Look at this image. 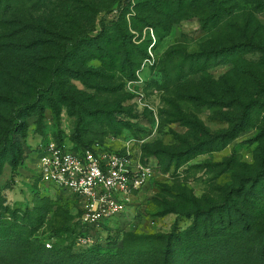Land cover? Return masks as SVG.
<instances>
[{"label":"rangeland","instance_id":"374dc122","mask_svg":"<svg viewBox=\"0 0 264 264\" xmlns=\"http://www.w3.org/2000/svg\"><path fill=\"white\" fill-rule=\"evenodd\" d=\"M142 1L21 0L17 22L39 26L45 32L34 33L42 34L39 40L46 43L37 41V53L29 49L24 65L10 54L0 55V90L24 94L25 84L38 85L49 73L47 68L55 69L49 73L51 83L40 86L47 89L48 99L41 100L45 109L25 118V137L13 135L21 143L23 163L15 173L4 167L0 202L4 200L3 206L10 210L30 214L46 206L49 212L35 233L42 243L55 246L53 235L61 229H69L67 241H72L74 235L69 237V233L76 232L79 216L73 199L34 182L36 153L49 141L72 149L96 144L102 151L129 154L151 165L153 179L125 214L119 221L109 220L95 234L102 249L121 248L127 235L184 231L192 217L169 212L166 204L189 209L195 200L204 208L219 203L225 194L247 204L254 217L262 216L256 224L258 233L264 232V181L254 185L264 151V111L226 139L227 117L235 111L215 101H222L226 82L235 83L234 66L201 62L191 67L189 59H182L208 47L215 38L222 40L229 19L222 21L223 30L215 31L202 26L208 15L204 8L189 7L174 14L171 0H156L155 9H147ZM261 10L255 0H244L235 13L239 23L249 14L264 26ZM9 13H0L3 36L13 29ZM102 25L108 39L99 40L97 50H101L93 51L97 59L79 66L73 60L84 54L86 39L76 40V35L95 37ZM68 40L72 54L65 53L62 62L56 61L55 52L51 56L44 50L46 44ZM149 50L154 64L142 68ZM45 57L50 58L48 65L43 63ZM244 59L255 63L259 55ZM59 82L67 89L65 101L54 96Z\"/></svg>","mask_w":264,"mask_h":264},{"label":"trees","instance_id":"16d2710c","mask_svg":"<svg viewBox=\"0 0 264 264\" xmlns=\"http://www.w3.org/2000/svg\"><path fill=\"white\" fill-rule=\"evenodd\" d=\"M171 1V10L174 14L181 13L189 7L204 8L208 15L203 19V28L223 30L222 21L224 18L229 19L227 22L229 28L226 29L228 33L222 40L215 38L213 42H209L208 47H201L200 52L184 56L182 59L185 61L186 58L189 59L187 62L191 67L198 66L201 62L203 64L209 62V65L220 62L234 66L233 70L236 73L234 74L237 75L235 83L226 82L222 89L223 97H227L224 98L225 102L223 97L222 101H215L216 105H225V108L235 111L227 117L229 129L224 135L227 136L226 139H231L235 133L250 125L253 119L264 111V26L253 20L249 14L246 15L248 18L239 23V17L235 12L240 2L244 3V0ZM20 3L21 0H0V13L3 12L5 15L6 12H10L8 15L13 16L8 22L13 25L11 34L8 36L0 34V55L10 54L16 61L19 60L18 64L24 65L29 57L27 55L29 49L37 53L34 48L37 41L41 44L46 42L39 40L42 39V34L35 35L45 32L39 26L17 22L18 9L23 8ZM142 3L147 9H155L158 2L144 0ZM255 5L264 11V0H255ZM171 13L169 12L168 15ZM2 25L0 18V32ZM17 36L19 40H15ZM76 36V40H81L83 37L86 39L83 42L84 54L80 52L76 56L79 60H73L78 65L97 59L93 51L97 50L99 40L108 39L106 35L104 36L103 25L95 37L82 34ZM72 48L69 40L44 46V50L50 55L55 52L57 62L63 61L65 53L72 54L70 51ZM249 54H258L259 60L255 63L246 62L244 57ZM44 62L48 65L50 58H43ZM47 69L51 74L55 68ZM49 73L38 85L25 84L27 90L24 94L18 90L16 94L0 90V111H3L0 112V175L5 166L15 173L23 163L21 143L13 139V135L19 133L21 137H25V118L36 115L33 113L37 111L42 113L45 109L41 100L48 99L47 89L40 86L45 81L51 83L52 74ZM73 79L78 78L75 76ZM53 92L61 101L67 99V89L62 83L59 82V86L54 88ZM91 145L70 149L81 151ZM259 158L262 164L259 166L254 185L257 183L260 185L264 181V151ZM35 194V196L39 195L37 192ZM232 197L233 194H225L219 203H210L204 208L195 200H192L194 203L189 209L186 206L174 208L173 205L166 204L169 212L192 217L191 225L181 232L172 231L148 236L127 235L122 241L121 248L115 249H102L97 242L90 247H77L76 240L85 235L78 222L76 232L69 233V237L74 235L72 241H67L69 229H61L53 235L57 240L55 246L50 244L48 249L45 247L48 242L42 243L35 233L43 225L49 209L42 206L32 214L22 213L3 206L2 199L0 264H264V232L259 234V227L256 224L262 216L254 217L248 213L250 210L247 204L237 203ZM185 202L189 203L188 200ZM163 208L165 209V205ZM63 235H67L66 238H62Z\"/></svg>","mask_w":264,"mask_h":264},{"label":"built area","instance_id":"2783aa9c","mask_svg":"<svg viewBox=\"0 0 264 264\" xmlns=\"http://www.w3.org/2000/svg\"><path fill=\"white\" fill-rule=\"evenodd\" d=\"M151 51L142 68L152 67ZM35 162L34 182L49 186L77 203V222L85 232L76 240L80 248L96 243L95 234L111 219L119 221L133 199L154 177L149 163L129 154L102 151L96 144L73 151L53 141L42 144ZM46 244V248H50Z\"/></svg>","mask_w":264,"mask_h":264}]
</instances>
